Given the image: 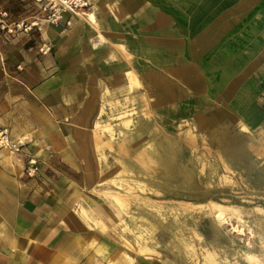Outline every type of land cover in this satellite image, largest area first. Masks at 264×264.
Here are the masks:
<instances>
[{"label":"rangeland","instance_id":"rangeland-1","mask_svg":"<svg viewBox=\"0 0 264 264\" xmlns=\"http://www.w3.org/2000/svg\"><path fill=\"white\" fill-rule=\"evenodd\" d=\"M27 1L36 17L22 28L53 23ZM88 1L76 14L90 20ZM170 6L184 27L173 51L97 95L73 136L75 218L59 264H264V0ZM151 73L169 83L152 92Z\"/></svg>","mask_w":264,"mask_h":264},{"label":"crops","instance_id":"crops-1","mask_svg":"<svg viewBox=\"0 0 264 264\" xmlns=\"http://www.w3.org/2000/svg\"><path fill=\"white\" fill-rule=\"evenodd\" d=\"M91 3L94 21L68 12L58 23L14 28L35 19L30 3L0 0L13 28L0 25V129L25 143L0 148V264H59L75 218L73 136L95 118L97 95L119 92L132 69L147 77L155 55L172 52L168 38L184 28L170 0ZM30 157L39 167L32 176Z\"/></svg>","mask_w":264,"mask_h":264},{"label":"built area","instance_id":"built-area-1","mask_svg":"<svg viewBox=\"0 0 264 264\" xmlns=\"http://www.w3.org/2000/svg\"><path fill=\"white\" fill-rule=\"evenodd\" d=\"M40 2V7L44 13L46 20L53 23H58L62 20L64 15L68 12L78 13L82 11L85 7L89 5L88 0H38ZM8 17L7 10L0 7V25L7 31H12L8 24H6V19ZM24 22H15V28H20ZM24 142L12 137L8 128L0 129V148L7 147L13 151H18L24 146ZM39 167L38 162L34 157H30L26 167V171L29 175H34L37 173Z\"/></svg>","mask_w":264,"mask_h":264},{"label":"bare ground","instance_id":"bare-ground-1","mask_svg":"<svg viewBox=\"0 0 264 264\" xmlns=\"http://www.w3.org/2000/svg\"><path fill=\"white\" fill-rule=\"evenodd\" d=\"M90 16H91V18H92V20L94 19V16L92 15V14H90ZM94 21V20H93ZM153 76V77H152ZM152 79H153V86H152V91L153 92H155V91H157V90H159V87H160V85H164V83H166L167 82V78H164V77H162V79H160L159 78V76H155L154 74H152ZM159 79H160V81H159ZM162 88V87H161ZM151 96V98H154L156 95H150ZM95 128V127H94ZM99 128V127H98ZM109 128V127H108ZM225 131H227V133L229 132L228 131V129H225ZM93 136H95L94 138H96V139H100V135H99V133L97 132V130H95V133H94V135ZM260 137V136H259ZM93 138V139H94ZM194 136H193V140H194ZM261 138V137H260ZM95 139V140H96ZM250 139H252V138H250ZM259 139V138H258ZM96 141V142H98L97 144H99V142H100V140L99 141ZM193 140H191V142L190 143H193L194 141ZM255 141V140H254ZM261 141L263 142V144H264V139L263 138H261ZM235 140L234 141H230L227 145H226V151H228V152H232L233 151V149H234V147H235ZM254 145V144H253ZM254 146H257V145H254ZM254 146H251V147H253L254 148V150L256 151V153L258 154V155H260V154H263V148L262 147H254ZM260 146H261V144H260ZM169 167H171V166H169ZM212 206H213V204H212ZM209 254V253H208ZM212 255V254H211ZM209 258H211V256L209 255L208 256ZM246 259H247V264H255V260H257L258 258L254 255V254H250V255H248V256H246ZM261 260V259H260ZM213 261H214V259H213ZM258 261V260H257ZM220 262V261H219ZM221 263V262H220ZM257 263V262H256ZM262 263V262H261ZM215 264V263H214ZM222 264V263H221ZM263 264V263H262Z\"/></svg>","mask_w":264,"mask_h":264}]
</instances>
